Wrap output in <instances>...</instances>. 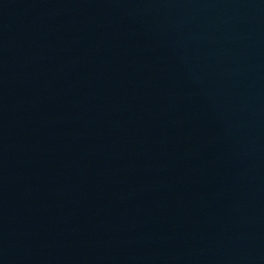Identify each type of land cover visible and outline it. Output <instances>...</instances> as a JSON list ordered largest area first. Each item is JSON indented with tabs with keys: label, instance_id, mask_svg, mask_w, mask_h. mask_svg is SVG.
I'll use <instances>...</instances> for the list:
<instances>
[{
	"label": "water",
	"instance_id": "95a60500",
	"mask_svg": "<svg viewBox=\"0 0 264 264\" xmlns=\"http://www.w3.org/2000/svg\"><path fill=\"white\" fill-rule=\"evenodd\" d=\"M0 264H264V0H0Z\"/></svg>",
	"mask_w": 264,
	"mask_h": 264
}]
</instances>
